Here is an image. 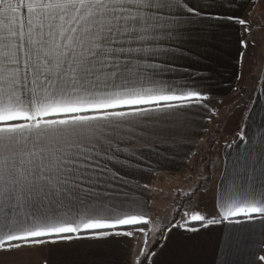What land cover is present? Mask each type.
Instances as JSON below:
<instances>
[{
  "label": "snow or ice",
  "instance_id": "obj_1",
  "mask_svg": "<svg viewBox=\"0 0 264 264\" xmlns=\"http://www.w3.org/2000/svg\"><path fill=\"white\" fill-rule=\"evenodd\" d=\"M250 3L0 0V264L44 253L43 264H103L82 257L129 239L131 264H198L160 258L182 232L214 226L225 231L213 264L264 262V105L245 106L214 186L201 175L182 192L189 202L211 192L210 210L162 223L141 182L176 158L204 113L220 116L213 69L200 65L227 70L212 54H227L235 27L242 78L264 30L243 14Z\"/></svg>",
  "mask_w": 264,
  "mask_h": 264
},
{
  "label": "crops",
  "instance_id": "obj_2",
  "mask_svg": "<svg viewBox=\"0 0 264 264\" xmlns=\"http://www.w3.org/2000/svg\"><path fill=\"white\" fill-rule=\"evenodd\" d=\"M254 5L255 4L251 3L248 4V6L244 9L243 14L247 15L248 12H251L252 15L248 18L252 19L254 24H261L259 23V20H262V14L260 15L261 11L254 9ZM258 17L260 19H258ZM262 31L263 30L254 31L253 36H255L257 32L261 33ZM239 36L240 33L238 29L234 27L230 33V44L228 46L227 54L222 51L212 54V58L215 63H226L228 65L227 70L220 69L219 71H216L213 65H209L207 63L200 65L201 68L213 69L214 75L210 82L212 95V100L210 103L213 108L219 110L220 116H211L210 112L204 113L203 118L199 121V126L194 128L190 134L188 142L180 146L181 150L176 158L165 165L162 170L155 173L145 172L142 176L141 182L149 184V189L144 192V197L148 201L151 215L153 202L157 197L158 189H160L159 185L161 183V179H170L169 181H171V179L185 175L189 171L190 166L194 163V158L196 156H200V153L203 151V149H206L207 139L210 133H214L216 131L215 141L212 143L211 147L213 148V152L220 159V166L217 168L215 175L208 182L209 188L214 186L224 164L231 162L232 157H234L236 153L235 145L230 147L229 144L233 140L235 132L239 128L242 117L240 115V119L234 120L232 118L236 117H233L234 114H231L232 116L229 115L228 117L222 118V113H224L226 110V102H229V100L240 89L243 79L247 80L248 76L246 75V71L249 69V76L252 75L254 66L258 71L257 83L253 88L251 100L247 105H249L251 102L252 106L257 109H259L261 105H264V50L260 48L261 51L258 50L253 52V55H256V58L252 62L254 63L253 67L247 64L246 60L249 55V50H247V56L244 61L241 78V68L235 63L237 52L241 50L236 44V40ZM255 40L256 42L258 41L256 36ZM250 48L252 51L253 49L255 50L256 46ZM256 60H259V62ZM246 65L248 66L246 67ZM256 65H258V67ZM236 110H239V108H236ZM228 132H230V136L227 140H225L226 134ZM193 153H195V155H193ZM191 203L194 204V206L191 207L193 210H210L212 207V194L209 192L207 195H200L194 198ZM180 221L181 219L177 223ZM224 231L225 228L223 226H214L195 234L182 232L181 235L176 236L172 241L167 242V250L165 251L164 256L160 259L164 261L194 260L197 261L198 264H213L216 248ZM165 235L168 234L166 233ZM137 244L138 240L129 239L128 245L119 252L105 255H85L82 257V259H86L89 262L93 260L101 261L103 264H109V262H111V264H131L132 255L137 250L135 249L137 248ZM157 251L159 252L161 249L158 248ZM45 255H47V253L36 254L32 256L31 264H43V257ZM258 255L264 256V247L259 249ZM257 264H264V262L258 260Z\"/></svg>",
  "mask_w": 264,
  "mask_h": 264
},
{
  "label": "rangeland",
  "instance_id": "obj_3",
  "mask_svg": "<svg viewBox=\"0 0 264 264\" xmlns=\"http://www.w3.org/2000/svg\"><path fill=\"white\" fill-rule=\"evenodd\" d=\"M254 6V9L260 10V15L262 14V20H259V23H264V0H259V3L255 4ZM258 19L260 18L258 17ZM255 36L258 38V41L255 44L256 48L252 51L251 48L248 49L249 55L246 60L247 64L251 67H253L254 63L252 62L256 58V55H253V52L258 50L261 51V49L264 50V30L261 33L257 32ZM257 62H259V60ZM248 65H246V67ZM256 66L258 67V65ZM248 70L246 71V75L248 76L247 80L243 79L242 85L240 87V89L242 88L243 91H240L239 89L238 92L229 100V102H226L227 107L225 112L222 113V118L228 117L231 114H234L233 117H236L232 118L234 120L240 119L242 117L245 106L251 100V94L257 83L258 77V71L256 70L255 66L253 67L254 71L252 75L249 76ZM236 108H239V110H236ZM229 134L230 132L226 134L225 140L229 138ZM215 137L216 131L214 133H210L207 139L206 149H203V151L200 153V156H196L194 158V163L190 166L189 171L185 175L171 179V181H169L170 179H161V183L159 185L160 189L157 191V197L153 202V207L151 209L152 216L154 218H158L162 223H167L173 218L175 213L174 209L179 210L182 208V210H184L183 213L185 211H196V209L193 210L191 208L194 206V204L189 202L188 199L182 195V192L189 190L191 187L197 185V183L203 184L204 181L201 179V175L209 176L211 179L215 175L218 167L215 166L214 162H220L219 157L213 152V148L211 147L212 143L215 141ZM181 205H184V207H181ZM183 213L180 216V219L182 218ZM149 227H151V225H149ZM133 258L134 254L132 255V259Z\"/></svg>",
  "mask_w": 264,
  "mask_h": 264
},
{
  "label": "trees",
  "instance_id": "obj_4",
  "mask_svg": "<svg viewBox=\"0 0 264 264\" xmlns=\"http://www.w3.org/2000/svg\"><path fill=\"white\" fill-rule=\"evenodd\" d=\"M183 211H184V210H182V208H180V209L178 210L179 215H177V211H175L173 217H175V219H176L177 222L180 220V216L182 215ZM165 234H166V233H165ZM162 243H163V242H162ZM153 246H155V245H153Z\"/></svg>",
  "mask_w": 264,
  "mask_h": 264
}]
</instances>
